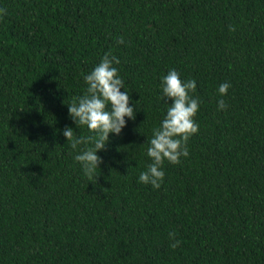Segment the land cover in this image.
<instances>
[{"label":"trees","instance_id":"16d2710c","mask_svg":"<svg viewBox=\"0 0 264 264\" xmlns=\"http://www.w3.org/2000/svg\"><path fill=\"white\" fill-rule=\"evenodd\" d=\"M0 9V264H264V0ZM106 53L120 60L136 114L97 152L95 182L74 159L92 145L73 150L62 132L91 135L68 104ZM169 70L196 81L199 127L156 189L139 175L171 103L161 91Z\"/></svg>","mask_w":264,"mask_h":264},{"label":"clouds","instance_id":"9594fccd","mask_svg":"<svg viewBox=\"0 0 264 264\" xmlns=\"http://www.w3.org/2000/svg\"><path fill=\"white\" fill-rule=\"evenodd\" d=\"M0 12L4 10L0 9ZM123 42L122 37L117 40L118 44ZM119 63L116 56L106 53L98 65L84 77L87 85L85 93L74 97L72 103L68 104L69 117L76 127L86 126L91 135L77 137L73 128L67 126L62 132L73 150L81 144L92 145L82 149L74 159L81 164L84 174L95 182L99 176L96 170L103 163L97 152L105 149L110 133H121L126 126V117L128 120L135 119L134 104L129 106L128 92L121 91L124 81L113 66ZM230 87L227 82L219 85L221 97L227 95ZM161 91L162 98L171 100V103L160 126L152 131L147 148V156L152 162L139 175L141 183L150 184L156 189L161 186L165 176L162 167L164 162L178 164L182 156L187 157V141L198 132L199 127L193 119L199 109V102L190 95L196 91L195 80L182 81L177 71L169 70L161 80ZM217 106L220 110L227 107L223 99L217 102ZM169 237L174 240L175 233H169ZM179 243L176 240L171 247L176 248Z\"/></svg>","mask_w":264,"mask_h":264}]
</instances>
